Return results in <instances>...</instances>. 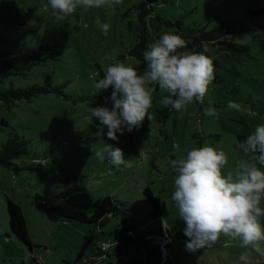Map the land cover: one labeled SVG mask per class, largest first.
<instances>
[{"label":"rangeland","instance_id":"374dc122","mask_svg":"<svg viewBox=\"0 0 264 264\" xmlns=\"http://www.w3.org/2000/svg\"><path fill=\"white\" fill-rule=\"evenodd\" d=\"M144 2L122 0L114 8L78 9L60 21L48 0H0V52H41L45 58L24 74L7 78L3 87L11 83L16 87L47 84L56 90L11 108L0 102V149L13 135L27 142L26 154L12 159L10 166L0 164V264H37L35 258L45 264H78L84 236L91 230L97 234L96 241L111 239L112 255L124 250L140 264L147 260V264H242L239 257L248 250L239 247L238 241L225 247L230 238L223 235L210 248L186 250L185 224L172 200L176 174L170 162L203 146L226 153L225 173L235 172L238 161L248 158L239 144L256 126L264 124V0H166L147 13ZM248 8L261 11L252 18L246 14ZM239 16L244 23H257L250 33L236 37L238 43L249 47V53L238 60L216 46L205 45L215 79L203 104L194 102L177 112L160 103L167 93L153 86L152 120L146 119L140 129L130 133H117L118 140L107 137V127L100 125L91 109L112 107L105 98L113 90L95 87L110 65L124 55V62L134 67L137 61L129 51L140 42L146 50L162 33L176 34L181 26L212 28L225 18ZM97 20L110 24L107 36ZM209 100L218 110V118L205 115ZM228 101L240 104L241 109H228ZM3 121L7 126L1 125ZM100 127H104L103 133ZM108 144L123 150L125 159H130L127 167L117 169L94 156V151ZM257 166L264 170V166ZM76 184L95 200L105 196L116 199L117 215L97 229L64 222L55 213L35 207V194L55 195ZM147 188L153 192L158 209L147 202L143 193ZM8 198L21 208L32 248L11 232ZM153 210L158 217L150 215ZM162 217L168 219L170 231L162 226ZM123 221L142 239L117 243L114 231ZM260 222L264 225V217ZM146 248H154L148 258L142 251ZM110 260L117 264L120 257ZM130 262L129 258L125 261ZM261 262L264 258L253 252L248 264Z\"/></svg>","mask_w":264,"mask_h":264},{"label":"clouds","instance_id":"9594fccd","mask_svg":"<svg viewBox=\"0 0 264 264\" xmlns=\"http://www.w3.org/2000/svg\"><path fill=\"white\" fill-rule=\"evenodd\" d=\"M121 3L122 0H48L55 18L60 21L73 16L78 9L114 8ZM97 25L107 36L110 24L97 20ZM143 57L147 63L143 74L124 61H117L95 84L97 89L113 90L105 98L106 104L111 101V108L91 109L92 116L107 127L110 140H118L117 133L123 135L125 130L130 133L140 129L146 119L152 120L150 109L156 91L153 86L167 93L160 100L164 107L181 112L194 102L203 104L215 79L213 61L204 52L188 49L187 41L178 34L162 33L147 46ZM208 105L205 115L218 118V110L211 100ZM227 108L240 110L241 105L228 101ZM99 132L103 133L104 127ZM239 148L248 158L238 161L235 172L225 173L228 157L222 149L212 146L193 148L186 156L173 159L170 166L176 175L172 200L185 224L187 251L210 248L223 235L230 238L225 247L231 241H238L239 247L248 250L239 257L242 264H248L253 252L264 258V225L260 222L264 217V170L257 166H264V124L256 126ZM94 154L101 162L107 160L117 169L127 167L130 161L125 159L121 148L110 144ZM161 223L170 231L167 218L162 217Z\"/></svg>","mask_w":264,"mask_h":264},{"label":"trees","instance_id":"16d2710c","mask_svg":"<svg viewBox=\"0 0 264 264\" xmlns=\"http://www.w3.org/2000/svg\"><path fill=\"white\" fill-rule=\"evenodd\" d=\"M166 0H145L142 7L145 13L152 11L153 6ZM261 10L247 9L246 14L254 18L257 12ZM239 18H225L221 22L214 25L212 28L196 25L193 28L181 26L176 34L181 35L188 43V49H195L197 52H205V45L216 46L218 50L226 52L235 59L241 60L249 53V47L237 42V34L250 33L257 25L253 20H248L244 23ZM143 42L138 43L129 51L130 55L135 56L137 61L133 67L138 73L142 74L146 71V62L143 57ZM183 51V49L181 50ZM124 55L120 57V61H124ZM45 58L41 52H33L30 54L16 55L9 52H0V102L6 107L11 108L17 102L22 100H30L36 95L43 93H55L51 85L34 84L27 87H16L13 83L10 87L4 88L5 80L11 76L22 75L29 71L34 66L44 63ZM7 126V122L1 123ZM27 153V142L19 139L17 135H13L0 149V164L6 166L12 165L11 160ZM144 195L147 202L158 209V202L150 188L144 190ZM34 205L41 211H50L55 213L60 220L64 222H78L92 225L100 229L105 226L112 217L117 215L119 211L118 201L110 196L93 199L86 188L80 185H73L66 190L55 194L47 195L37 193L34 196ZM6 208L9 216V226L11 232L22 243L29 248L33 247L30 241L29 233L22 215L20 206L12 199H7ZM150 215L158 217L156 211H150ZM132 226V225H131ZM123 231V233H122ZM129 231L132 234H129ZM122 236V239H120ZM97 234L91 230L89 234L84 236V244L81 251L78 253L76 262L78 264H114L110 259L113 256L120 257L117 264H126L127 258L131 260L130 264H140L135 262L131 254L120 250L116 255L110 253L112 241L109 237L99 238L95 240ZM142 239V235L135 232L134 227H128L125 221L122 222L121 228L118 227L114 231V240L117 243L137 242ZM102 243H107L108 248L104 249ZM89 249V253L86 250ZM154 248H146L142 250L148 258ZM125 257V258H124ZM37 264H45L34 259ZM149 262V260H147ZM146 262L145 264H147ZM259 264H264L261 262Z\"/></svg>","mask_w":264,"mask_h":264},{"label":"built area","instance_id":"2783aa9c","mask_svg":"<svg viewBox=\"0 0 264 264\" xmlns=\"http://www.w3.org/2000/svg\"><path fill=\"white\" fill-rule=\"evenodd\" d=\"M129 234H132V232L129 231ZM102 246H103L104 249H106V248H108L109 245L107 243H102Z\"/></svg>","mask_w":264,"mask_h":264}]
</instances>
